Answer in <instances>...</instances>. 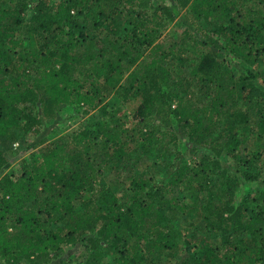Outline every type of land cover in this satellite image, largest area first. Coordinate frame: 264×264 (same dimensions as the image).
<instances>
[{
	"label": "trees",
	"instance_id": "16d2710c",
	"mask_svg": "<svg viewBox=\"0 0 264 264\" xmlns=\"http://www.w3.org/2000/svg\"><path fill=\"white\" fill-rule=\"evenodd\" d=\"M261 84L264 0H0V141L87 116L0 147V264H264Z\"/></svg>",
	"mask_w": 264,
	"mask_h": 264
},
{
	"label": "rangeland",
	"instance_id": "374dc122",
	"mask_svg": "<svg viewBox=\"0 0 264 264\" xmlns=\"http://www.w3.org/2000/svg\"><path fill=\"white\" fill-rule=\"evenodd\" d=\"M162 2V0H155V3H159ZM174 26V25H173ZM171 26L170 29L168 30V35L169 36H165L166 37V43L170 44L174 41V39H176L179 35V28L177 25H175L174 27ZM177 28V29H176ZM236 62H240L239 59H236ZM261 69V68H260ZM237 73V72H235ZM238 75V73H237ZM262 77V75L259 74V77ZM262 85V84H261ZM262 87L264 88V86L262 85ZM139 104V101H133L130 106H129V110H133L135 109ZM79 109H72V108H66L64 110H62L60 112L59 117L53 121V123H47V125L45 126V128L42 130L41 134L39 136H34V135H24L21 131H18L15 134V139H13L12 141H0V147L2 149L5 150H11L12 152V156L15 158L13 160V162L6 167L5 172L6 173H11L14 176H19L20 171H21V163L22 160H27L29 158H31V149H28V146L30 144H34L36 143L39 138L41 136L47 137V139L51 140L54 139L57 135V132H69L72 131L76 126H78L79 123L81 122H86L87 120V116H81V114L78 113ZM57 123V130H55V132L52 129V126L55 125ZM264 145V141L262 142ZM39 147H36L35 150H37ZM185 154L183 157L184 161H188L189 159H191L193 156L187 152L185 149ZM22 154V155H21ZM19 155L21 156L20 159H17V157H19ZM17 159V160H16ZM30 160V159H29ZM167 161V160H165ZM158 163V162H157ZM157 167L159 170H164L163 165H160L159 163L157 164ZM178 216V213L176 214ZM193 215V214H191ZM190 214H182L181 216L177 217V224L180 226H187L190 224V222L192 221V216ZM73 255H71L72 258H75L76 256H78V252H72ZM58 264V263H56ZM67 264H71L70 262H68ZM171 264V263H170ZM174 264V263H172Z\"/></svg>",
	"mask_w": 264,
	"mask_h": 264
}]
</instances>
